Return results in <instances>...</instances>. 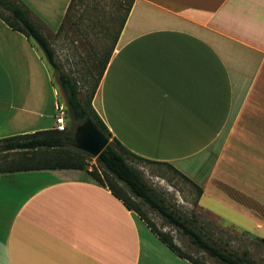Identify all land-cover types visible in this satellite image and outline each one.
Instances as JSON below:
<instances>
[{
  "label": "crops",
  "instance_id": "obj_1",
  "mask_svg": "<svg viewBox=\"0 0 264 264\" xmlns=\"http://www.w3.org/2000/svg\"><path fill=\"white\" fill-rule=\"evenodd\" d=\"M20 1L50 36L71 0ZM92 104L201 187L199 206L264 238V0H134ZM59 106L41 48L0 18V138L54 127ZM0 264L194 263L86 170L44 168L0 172Z\"/></svg>",
  "mask_w": 264,
  "mask_h": 264
},
{
  "label": "trees",
  "instance_id": "obj_2",
  "mask_svg": "<svg viewBox=\"0 0 264 264\" xmlns=\"http://www.w3.org/2000/svg\"><path fill=\"white\" fill-rule=\"evenodd\" d=\"M77 1L83 2L82 0L70 1L64 20L56 34L64 28V22L72 8L76 6ZM116 2L120 7L124 6L125 10L120 26L113 44L100 63L99 75L94 78L91 88L84 98H81L82 89L78 80L64 70L57 61L56 50L52 45L50 36L42 29L41 24L29 8L20 0H0V18L12 29L35 41L43 51L48 63L56 70V80L66 100V114L68 115L65 118L69 116L79 123L91 118L110 139L108 145L95 157L97 164L89 168L88 158L93 156L77 147L74 130L68 125L65 130L52 127L3 137L0 138V172L44 168L86 170L101 184L108 186L128 208L136 211L169 247L192 263L207 264L186 253L174 242L168 232L159 229L144 212L142 204H147L152 210L158 212L167 223L175 226L186 235L192 244L205 251L210 257L215 258L218 264H262L253 259L248 250L238 252L226 250L217 245L204 236L201 227L196 223V218L184 216L171 207L162 194L146 181L142 171L127 161L126 155L129 154L141 161L151 163L165 162L150 160L131 152L117 138L112 136L107 124L95 110L92 99L134 0H117ZM168 165L183 175L171 164L168 163ZM189 181L197 188L198 196H200L202 188L190 179ZM196 203L198 204V198ZM260 239L264 241V238Z\"/></svg>",
  "mask_w": 264,
  "mask_h": 264
},
{
  "label": "rangeland",
  "instance_id": "obj_3",
  "mask_svg": "<svg viewBox=\"0 0 264 264\" xmlns=\"http://www.w3.org/2000/svg\"><path fill=\"white\" fill-rule=\"evenodd\" d=\"M82 1L76 2L64 22V28L58 34L50 35V40L56 50L57 61L78 80L82 89L80 95L84 98L94 78L99 75L100 63L114 42L125 10L124 6L118 5L117 0ZM51 68L56 78V70L52 66ZM64 110L65 116L68 115L66 107ZM66 118V124L73 128L75 135L76 128L81 123L69 116ZM126 157L129 163L142 171L146 181L162 194L171 207L184 216L196 218L205 237L226 250H248L253 259L264 264V241L213 211L199 206L196 203L198 190L188 178L166 163L141 161L129 154ZM96 164L94 156L88 158L89 168ZM241 200H244L243 196ZM142 208L151 221L159 229L168 232L186 253L207 264H218L215 258L192 244L186 235L167 223L158 212L147 204H142ZM226 211L228 214L232 213V216L236 213L232 207Z\"/></svg>",
  "mask_w": 264,
  "mask_h": 264
},
{
  "label": "water",
  "instance_id": "obj_4",
  "mask_svg": "<svg viewBox=\"0 0 264 264\" xmlns=\"http://www.w3.org/2000/svg\"><path fill=\"white\" fill-rule=\"evenodd\" d=\"M75 140L78 148L94 157H97L110 141L91 118L77 126Z\"/></svg>",
  "mask_w": 264,
  "mask_h": 264
},
{
  "label": "built area",
  "instance_id": "obj_5",
  "mask_svg": "<svg viewBox=\"0 0 264 264\" xmlns=\"http://www.w3.org/2000/svg\"><path fill=\"white\" fill-rule=\"evenodd\" d=\"M54 127L58 130H65L66 129V120H65V110L64 107H58V112L55 114L54 117Z\"/></svg>",
  "mask_w": 264,
  "mask_h": 264
}]
</instances>
